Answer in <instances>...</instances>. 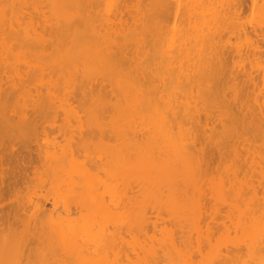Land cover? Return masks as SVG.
I'll list each match as a JSON object with an SVG mask.
<instances>
[{"label": "bare ground", "instance_id": "6f19581e", "mask_svg": "<svg viewBox=\"0 0 264 264\" xmlns=\"http://www.w3.org/2000/svg\"><path fill=\"white\" fill-rule=\"evenodd\" d=\"M164 1L0 0V67L14 73L5 77L12 76L13 92H7L9 96L14 93L10 104L22 103V110L17 108L18 119L16 116L11 121L7 115L12 105L4 98L0 117L7 124L18 120L17 127L21 126L23 134L36 135L37 142L42 141L41 133L48 137L44 133L50 129L60 133L66 143L61 145L60 136L53 137L46 147L44 140L40 142L48 149L42 153L51 196L41 197L33 208L24 209L26 216L31 214L23 235L34 237L31 244H38L32 248L34 255L29 256L28 247V256L23 254L19 261L10 257L11 262L9 255L2 253L0 264H197L192 252L202 255V264H264V196H258V190L264 193V109L260 108H264L260 96L263 93L258 88L261 92L256 90L257 96L251 99L248 92L250 100H262L257 109L244 92L246 77L241 86L236 78L232 86L229 84L230 67L225 57L228 51L220 46L223 33L235 30L231 29L236 27L233 18L238 19L235 16L245 11L247 0L188 2L193 13L187 16L189 19L186 17L190 23L185 29L182 25L178 28L175 22L171 26L166 23L164 13L169 9L163 10ZM223 1L227 2L223 4L225 9L215 5ZM251 2L252 9H256L260 0ZM188 9L191 13L189 5ZM231 24L232 31H228ZM242 31H233L232 35L240 32L245 38L249 31ZM166 33L171 35V41L164 46ZM256 47L260 49L259 45ZM256 47L254 52L250 49L254 56ZM250 77L249 82L255 80ZM34 84L40 88L36 90ZM228 85L232 87L230 97L226 93ZM254 87L252 92L257 89ZM29 102L35 114L32 118L23 110ZM38 119L49 125L38 124ZM258 140L263 144L256 145ZM210 146L235 162L259 164L258 180L253 172L254 177L243 178L239 173L242 163H234L240 167L236 166L234 175H227L232 167L223 173L228 178L219 175L215 181L210 177L213 174L207 172H211L207 152ZM237 172L242 175H238L240 180ZM229 175L235 177V182ZM247 178H254L256 186L254 180L248 183ZM208 180L216 184L209 185ZM205 182L209 193L217 194L211 195L213 202L226 200L230 206L227 211L224 203L227 213L223 214L219 205V209L213 207L217 201L212 205L218 209L212 213L226 215L230 224H224L228 221L225 217L226 221L219 218L224 229L218 228L224 231H219L215 243L209 227L201 235L204 215L207 211L212 215L211 206L206 211L203 200L208 192ZM246 196L252 197L251 204L246 201L241 205L239 202L247 200ZM163 214L181 228V236L175 235L173 226L169 230L163 228ZM206 218L213 221L210 215ZM216 220L217 226L220 223ZM194 231L198 238L193 242ZM1 241L0 246L8 249ZM223 241L232 242L228 247L235 246L225 255L221 244L227 247V242ZM242 248L247 255L241 254Z\"/></svg>", "mask_w": 264, "mask_h": 264}, {"label": "rangeland", "instance_id": "374dc122", "mask_svg": "<svg viewBox=\"0 0 264 264\" xmlns=\"http://www.w3.org/2000/svg\"><path fill=\"white\" fill-rule=\"evenodd\" d=\"M164 1V0H163ZM166 1V0H165ZM165 1H164V6H163V10L165 11V9L166 8H168L169 10V12H167V9H166V13H164V11H163V13H164V15H165V18L166 19H168L167 20V22L166 23H168L169 24V26H171L172 24H174L173 22H175L176 23V26L177 25H179V26H184V29L187 27L188 28V22L190 23V21H188V17L187 16H189V14H190V16H192V13H193V11L191 10V8H192V5L190 6V4H188V2L189 3H192L193 2V4H194V1L195 0H167L166 1V3H165ZM191 1V2H190ZM246 1V0H245ZM170 2V4L168 5L167 3H169ZM195 2H197V0L195 1ZM257 2H259V0H257ZM225 3H227V2H225ZM224 3V1L223 2H221V3H218V4H215V5H217V7L218 8H220L221 7V5L223 6V4H225ZM263 3V4H262ZM166 4L168 5V6H166ZM246 4H247V6L245 7V11H243L241 14H242V16H240L239 15V17L238 16H235V17H237L238 19H236L235 20V18H233L234 20L233 21H235V22H233L232 24H235L236 23V27L234 28V26H232V24L231 25H228V27H227V30L228 31H230L231 29L233 30V29H235V30H233L234 32L235 31H237L238 32V30L240 29V30H245V32H243L242 31V34H245L246 33V29H247V31H249L248 33H247V35L245 34V38L243 37V36H240V32H239V35L238 36H234V35H232V32L231 33H223V36H222V40H223V42H224V40H225V44H223V45H221L223 42L221 41V43H220V46L221 47H223V46H225V47H227V48H225L226 50V52L228 51V53H227V56H225L226 57V61H227V66H228V68L230 67V69H229V71H228V73H229V76H230V78H229V84L232 86L235 82H237V80L240 82H237V83H239L240 84V86H241V84H243V82L244 81H246L247 79V81L248 82H244L245 84H247L246 86H245V84H243V86H244V92L249 96L248 98H249V100H250V96L252 95V97H251V99H254V97L255 96H257V93H256V90L257 91H262V93H259L258 92V94H262V95H260L261 97H262V100H264V86H262V85H264V76H263V74L262 73H264L263 72V69H264V36L262 37V35H264V31H262L263 29H264V27H263V25H264V20H262V18L264 17V10H262V9H264V0H263V2H262V0H260V2L258 3V4H256L255 5V7H256V9L254 8V9H252V7H254V5H252L253 3L251 2V0H247V2H246ZM186 5H187V9H186ZM188 5H189V7H190V11H191V13H189V9H188ZM214 5V6H215ZM219 5H220V7H219ZM227 5V4H226ZM252 6V7H251ZM166 7V8H165ZM171 7V8H170ZM224 7V9H225V5L223 6ZM223 7H222V9H223ZM261 7H263V8H261ZM178 9V10H177ZM223 9V10H224ZM187 10H188V14H187ZM220 10V9H219ZM225 12H227V8H226V10H225ZM128 15V13L126 14V16ZM171 16V17H170ZM257 16H259V17H257ZM263 16V17H262ZM188 19H187V18ZM256 17L258 18V19H256ZM171 18V19H170ZM261 20H260V19ZM170 19V20H169ZM257 20H258V22H259V25L257 24L256 25V23H257ZM186 21V22H185ZM263 21V23L262 24H260L261 22ZM187 24V25H186ZM186 25V26H185ZM179 26H177L178 28H179ZM231 26H232V28H231ZM256 26H260V27H256ZM256 27V29H254ZM229 28V29H228ZM231 28V29H230ZM237 28H239V29H237ZM243 28V29H242ZM254 30H256V34L254 33ZM252 31H253V33L255 34V35H253L252 34ZM258 31H259V33H258ZM233 32V34H235ZM236 32V33H237ZM252 35H251V34ZM261 34V36H259V38L258 37H256L257 35H260ZM249 35V36H248ZM240 36V37H239ZM247 36H248V38H247ZM165 38L163 39V43H164V46H167V43H169L170 41H171V35H169L168 33H166L165 34V36H164ZM224 38V39H223ZM250 38V39H249ZM251 38H252V40L254 39V41L256 40V41H258V42H254L253 41V43H257V44H253V43H251ZM259 40H258V39ZM245 39H247V40H245ZM251 40V41H250ZM229 41L230 42V44H228L227 42ZM247 41H248V43H247ZM250 41V42H249ZM260 41H263V42H260ZM260 42V43H259ZM250 43H251V45H252V47L250 46ZM226 44H228V46H226ZM232 44V45H231ZM242 44V45H241ZM245 44V45H244ZM244 45V46H243ZM257 45H259L260 46V49H259V47H256ZM232 46V47H231ZM238 46H239V48H238ZM243 47V48H241L240 49V47ZM249 47V48H246V47ZM230 47H231V49H230ZM255 47H256V49L258 48V51L259 50H261L262 49V52L261 51H257L256 50V53H255V56H257L256 54H258V53H260V55L258 54V56L255 58V56H254V51H253V49L255 50ZM238 49V53L236 52L237 51V49ZM228 49V50H227ZM240 49V50H239ZM253 51H251V50ZM0 50H1V48H0ZM231 50V51H230ZM242 50V51H241ZM245 50H247L246 51V53H245V56H243V58H242V56H241V54L242 55H244L243 53L245 52ZM250 52H249V51ZM235 53H234V52ZM239 51H241V54H240V52ZM244 51V52H243ZM233 52V53H232ZM249 52V53H248ZM262 53V54H261ZM232 54V55H231ZM234 54V55H233ZM236 55V56H235ZM249 55H251V56H249ZM252 55H253V57H252ZM262 55V56H261ZM239 56H241L240 58H239ZM249 56V57H248ZM234 57V58H233ZM247 57H248V59L250 58L251 59V61L253 62H255L256 63V61H257V63H256V66L257 67H255L254 66V62L252 63L251 61H250V59L248 60L247 59ZM252 57V58H251ZM233 58V59H232ZM254 58H255V60H254ZM242 59V60H241ZM244 59V60H243ZM253 59V60H252ZM229 60H231V61H229ZM240 60V61H239ZM245 60H248V61H245ZM234 61H235V63L237 62V64H234ZM238 61L240 62V63H238ZM242 61V62H241ZM252 63V68L250 67L251 65V63ZM229 62V63H228ZM245 62H246V64H245ZM250 64H249V63ZM261 62V63H260ZM248 63V64H247ZM229 64V65H228ZM259 64V65H258ZM241 65V66H240ZM244 65H246L245 67H244ZM238 66H240V68H238ZM249 66V67H248ZM256 69H255V68ZM227 68V69H228ZM243 68H245V69H243ZM238 69V70H237ZM240 69V70H239ZM252 69V70H251ZM259 69V70H258ZM23 70V69H22ZM243 70V71H242ZM261 70H262V72H261ZM7 71H9V70H3V68L2 67H0V104L1 105H4L5 103V101H6V98L7 99H9L11 96H9L8 94H7V92L9 91L10 93H12L13 92V90L11 89L12 88V85L11 84H13L11 81H10V79L12 78V76H10V79H7V78H9V77H7V78H5L7 75L6 74H8V76L11 74V73H8ZM164 71V70H163ZM166 71V70H165ZM240 71V72H239ZM246 71H248L249 72V76H248V72H246ZM256 71V72H255ZM167 72V71H166ZM235 72V73H234ZM246 74H245V73ZM251 72V73H250ZM259 72V73H258ZM241 74V77H240V75L238 76V74ZM244 73V74H243ZM252 73H253V75H255V76H253L252 75ZM257 73V74H256ZM232 76H231V75ZM243 74V75H242ZM11 75H13L14 76V73L13 74H11ZM247 75V76H246ZM251 76V77H250ZM262 76H263V78H262ZM240 77V78H239ZM246 77V80H244L243 78H245ZM248 77V78H247ZM249 77L250 78H252L253 79V77L255 78V80L254 81H256V82H254L253 80L252 81H250L249 82ZM233 78V79H232ZM234 78H236L235 79V82L233 83V81H234ZM242 78V79H241ZM233 80V81H232ZM244 80V81H243ZM261 80H263V82L261 83ZM232 82V83H231ZM250 85H249V84ZM257 84H259L260 86H258ZM26 85H28V86H30V87H32V88H34V86H33V84H29V83H27ZM34 85H36L35 86V89L37 90V89H39L40 87H39V84L37 85V84H34ZM230 85H228L227 87H226V93H228V95L227 96H231L232 95V87L230 86ZM252 85H257V89H255L253 92H252V88L254 87V86H252ZM249 86V87H248ZM252 86V87H251ZM37 87V88H36ZM254 87V88H255ZM9 88V90H6V89H8ZM231 88V89H230ZM250 88V89H249ZM258 88L260 89V90H258ZM262 88V89H261ZM6 90V91H5ZM24 90H27V89H24ZM247 90V91H246ZM40 91V90H39ZM260 91V92H261ZM41 92V91H40ZM248 92H251V95H249L250 93H248ZM2 93V94H1ZM6 93V95L7 96H9V97H5V95L4 94ZM245 93H243V94H245ZM253 93H255L256 95H254ZM229 94H231V95H229ZM2 96H4V97H2ZM254 96V97H253ZM259 96V95H258ZM260 97V98H261ZM5 98V99H4ZM258 99H260L259 97H257ZM3 99L5 100V101H3ZM257 99V100H258ZM261 100V99H260ZM262 100H261V102H259V100L258 101H256L257 102V104L258 105H256L255 103L256 102H254V100L252 101V100H250V103L252 102V103H254L253 104V106L255 107V108H259L260 107V103H263L262 102ZM8 102H6V103H8V104H10V103H12V101H11V99H9V100H7ZM15 106H14V105ZM13 104H10V106L12 107V108H15L14 110L12 109V108H9L8 109V117H10L9 119H11V121H12V118H15L16 116H17V112H19V111H21L22 110V108H20L19 106H21L22 105V103H20V104H15V102H13ZM264 104V103H263ZM28 105H30L29 107H27V109H25L26 108V106H28ZM28 105H26L25 106V108L23 109V110H25L26 112V115L27 116H32L33 114H34V110H33V106H32V104H31V102H29L28 103ZM256 105V106H255ZM17 106V107H16ZM32 106V107H31ZM258 106V107H257ZM261 106H263V105H261ZM24 107V106H23ZM20 109L19 111H18V109ZM261 109H264L263 107H260ZM10 110V111H9ZM35 115V114H34ZM33 115V116H34ZM32 116V117H33ZM32 117H30V118H32ZM16 119H18V116L16 117ZM16 119H14V121H15V123H17V124H15V123H10L11 121H8V124H10L9 126H7L8 124H7V121L6 122H4V119L2 120V117H0V237H1V243H3L4 242V244H5V246H7L8 247V249L7 248H5V247H3V246H0V256H1V254L3 253V255L4 256H7V255H9V261H11L12 262V259H18V261H19V259H20V257H24V255H26L27 254V252H28V247H29V252H31L32 251V253H29L28 252V254H29V256H32V254L34 255V250H32V248L34 247V246H37V245H35V243H34V245H33V243L31 244V238L32 237H29V236H24L23 234H24V232L23 231H25V226H24V224L27 226V223H29V219L30 218H28V216H30L29 214H31V213H28V215L26 216V212L24 211V209H26V208H28V206H32V205H34V203H39L42 199H43V197L45 198H49V197H47V196H51V191L49 190V180H50V177H49V172H48V169H47V167H46V165H45V159H44V153H42V152H44V150L43 149H47V148H44V147H46V145H49L50 143H52V139L54 140V138L53 137H59V140L58 141H63V138H62V140H61V135H59L60 133H58V132H56V134L53 132V131H51L50 129V131L48 130V132L46 131V133H44V134H46V135H49L48 137L46 136V138H45V135H44V137L42 136L43 134L41 133V139H40V137L38 136V138L40 139V140H44L43 141V146H41V143H42V141H40V142H37V140H36V135H34V136H31V135H33L30 131L28 132V134L29 133H31V135L29 136V135H27V136H25L26 134L25 133H27V132H25L24 134H23V132L21 131V129H20V127L18 126L17 127V125H18V120H16ZM39 120V119H38ZM37 120V121H38ZM41 123H40V122ZM38 121V124H43L44 122L43 121H41V120H39ZM12 125V126H11ZM44 125L45 126H48L49 124L48 123H44ZM215 125H218V124H216L215 123ZM11 126V127H10ZM213 126V125H212ZM211 126V127H212ZM210 127V128H211ZM218 127V126H217ZM28 131V130H27ZM208 131V130H207ZM208 134H210V131L209 132H207ZM55 134V135H54ZM35 138V140H34V138ZM42 137L44 138V139H42ZM48 138V139H47ZM51 142H50V141ZM35 141V142H34ZM39 141V140H38ZM49 141V142H48ZM37 142V143H36ZM258 143H256V145H258V146H260V145H262L263 144V142L260 140H258L257 141ZM260 142V143H259ZM66 144L65 142H62V144L61 145H64V144ZM251 143L253 144V139H252V141H251ZM262 143V144H261ZM245 145L246 146H248L246 143H245ZM41 147V149H39ZM211 147V146H210ZM210 147H208L207 148V152L209 151L210 153H208L209 155L208 156H210V163H209V165H210V167H209V169L211 170V172L208 170L207 172H208V174L209 173H212L213 174V176L211 175H209L211 178H214L215 179V181H216V178L217 177H219V175H222L220 178H222L223 179V176L225 175V173L228 171V172H230L231 171V169H232V167H233V170H232V172L231 173H227V175L228 174H233V171L235 170V171H237L236 170V166H238V165H236L237 163H242L241 165H239V166H241V168L239 169V173H240V171L242 172L241 174L244 176L243 178H245V176L247 177V176H249V175H251L252 177H254V175L256 176L257 174H259V164H254V166H252L253 164H250V163H243L242 161H239V162H235V160L233 159V158H231V156H223L222 154H220L219 152H217V151H215V148H210ZM241 147H243V145L241 146ZM244 148H245V146H244ZM244 148H242V149H240V150H242V152H245V150H247L248 151V149H250V147H248V149H247V147H246V149L245 150H243ZM209 149V150H208ZM212 149H213V151H212ZM41 150V151H40ZM51 152H52V148L50 147V149H49ZM251 150V149H250ZM47 151H48V149H47ZM49 151V152H50ZM215 151V152H214ZM264 150H262L261 151V154L263 155L264 154V152H263ZM220 154L219 156L217 155V154ZM211 154V155H210ZM243 154L246 156V154L245 153H242V156H243ZM247 155H249V154H247ZM211 156H212V158H211ZM264 156V155H263ZM222 158V161H221V159L220 158ZM228 157V158H227ZM209 158V157H208ZM225 158H227V160L228 161H226V159ZM229 158H231V160L229 159ZM215 160V161H214ZM219 160V161H218ZM216 161H218L219 163H218V166H216L215 164L217 163ZM232 161V162H231ZM211 162H213V164L211 163ZM225 162H226V164L228 165V164H230V166L228 165V168H227V165L225 164ZM228 162V163H227ZM221 163V164H220ZM223 163V164H222ZM234 163H236V164H234ZM255 163H258L257 161H255ZM232 164V165H231ZM249 164L251 165L250 167H249ZM233 165H235V166H233ZM246 165V166H245ZM256 165V166H255ZM213 166V167H212ZM214 166L216 167V168H214ZM212 167V168H211ZM230 167V168H229ZM244 167V168H243ZM204 168V167H203ZM206 168V167H205ZM204 168V169H205ZM247 168V169H246ZM254 168L256 169V170H258V171H256V170H254ZM258 168V169H257ZM255 171V172H254ZM48 172V173H47ZM244 172L246 173L245 175H244ZM250 172V173H249ZM252 172H253V174H252ZM223 173H224V175H223ZM238 173V172H237ZM237 174V179L240 177V175L241 174ZM202 174H205V173H202ZM227 175H226V177H227ZM234 175V174H233ZM233 175H229V178L230 177H232ZM238 175H239V177H238ZM241 175V176H242ZM209 176H207V177H209ZM258 176L259 175H257L256 177V180H258ZM209 177V178H210ZM225 177V176H224ZM225 177V178H226ZM251 177V178H252ZM228 178V177H227ZM240 178H242V177H240ZM250 178V177H249ZM249 178H247V179H249ZM260 178V177H259ZM208 179V178H207ZM231 179V178H230ZM235 180V177L233 178L232 177V180ZM211 180V179H210ZM210 180H208L209 182H210ZM220 180V179H219ZM218 179H217V183H218V181H219ZM231 180V181H232ZM233 180V181H234ZM238 180H240V179H238ZM242 180V182H244L243 180H245V179H241ZM250 180H252V183H254L253 182V180H254V178L253 179H249V181H248V183L250 182ZM261 180V179H260ZM260 180H259V182H260ZM205 181H206V179H205ZM215 181L214 180H212L211 182H210V184L209 185H211V183H215ZM224 181H225V179H224ZM227 181H229V180H226V183H225V185L227 184H229V182L227 183ZM232 181V182H233ZM237 181V180H236ZM255 181V180H254ZM262 181V180H261ZM208 182V183H209ZM235 182V181H234ZM245 182H246V180H245ZM258 182V181H257ZM206 183L207 182H205L204 183V185L206 186ZM251 183V184H252ZM264 183V182H263ZM9 184H10V186H9ZM216 184V183H215ZM219 184H221V181L219 182ZM255 186H256V181H255ZM218 185V184H217ZM239 185V184H238ZM259 184L257 183V186H258ZM261 185H262V182H261ZM260 185V186H261ZM8 186V187H7ZM216 186V185H215ZM214 186V184L212 185V188L213 187H215ZM235 186H237V185H235ZM263 186H264V184H263ZM10 187V188H9ZM206 187H207V189H206ZM205 187V189L208 191V184H207V186ZM217 187H219V186H217ZM262 188V187H261ZM11 189V190H10ZM215 189H216V187H215ZM214 188H213V190L212 191H214L215 190ZM259 189V188H258ZM263 189H264V187H263ZM48 190V191H47ZM205 191V190H204ZM262 191V190H261ZM2 192V193H1ZM49 194V195H47V193ZM205 193H207L206 195H205V199H203V197H202V199L204 200V202H205V200H206V204H205V208H206V211L210 208V206H211V208H212V205H213V203L215 202L216 203V201L214 200V202L212 201L213 200V197H211V195H212V193L210 192L209 193V191L208 192H205ZM259 193H262L261 194V196H262V198H263V192H260V190H258V196L260 195ZM215 194V195H214ZM3 195V196H2ZM46 195V196H45ZM213 195L215 196V197H217L216 195V193L214 192L213 193ZM212 195V196H213ZM257 195V194H256ZM207 196V197H206ZM208 196H210V197H208ZM227 196V195H226ZM249 196V195H248ZM250 196H252V195H250ZM41 197H42V199H41ZM231 197V196H230ZM260 197V196H259ZM259 197H257L258 198V200H259ZM219 198V197H218ZM217 198V199H218ZM228 198H229V196H228ZM228 198H226L227 200H228ZM232 199L234 198V197H231ZM230 198V199H231ZM246 198H247V200L246 199H244L245 201L243 202V201H241V202H239L241 205H243L244 203H247L246 201H249V199L251 198L252 199V197H247L246 196ZM253 198H255V201H253V202H255L256 203V197H253ZM201 199V200H202ZM215 199V198H214ZM231 199V200H232ZM220 200V199H219ZM222 200V199H221ZM224 200H225V198H224ZM223 200V201H224ZM231 200H230V202H231ZM234 200V199H233ZM232 200V201H233ZM253 200V199H252ZM222 201V202H223ZM260 201H261V198H260ZM225 202L227 203V201L225 200ZM225 202H223V203H221L220 201H217V203L216 204H214L213 205V207H215L216 206V208H218L217 207V205H219V208L220 209H222L221 210V213H225L226 212V207H227V211H228V209L230 208V206L228 205V203H227V205L228 206H226V204L224 205V203ZM250 202V204H251V200L249 201ZM248 202V203H249ZM258 202L259 201H257V203L256 204H258ZM210 203H212L211 205H210ZM219 203V204H218ZM233 203V202H232ZM35 204V205H36ZM222 204H223V206H222ZM256 204H253V205H256ZM231 205V204H230ZM222 208H221V207ZM226 206V207H225ZM34 206H32V208H33ZM207 207H209V208H207ZM229 207V208H228ZM31 208V209H32ZM210 208V209H211ZM218 208V209H219ZM224 208V209H223ZM218 209H214V208H212V211H211V213L212 212H215L214 210H218ZM220 211V210H219ZM209 212V214H207ZM207 213L205 214L206 216H209L210 215V217L212 218L213 217V221L209 218H206V216L204 215V217H203V219H204V224H203V222H202V224H201V228H202V230H201V232L203 231V233L201 234L202 236H204L205 234H204V232H206L205 230L209 227L210 228V230L211 231H213V235L215 236L214 237V243L216 242V240H217V238L220 236V232H221V234H222V232L224 231H222V229H224L223 228V224L222 223H220V222H222V219L220 220V222H219V218H221L222 216L221 215H219V212H218V215L219 216H217L215 213H212V215L210 214V211H207ZM227 213V212H226ZM213 214H215V215H213ZM222 214V215H223ZM165 216L166 215H164L163 214V217L165 218ZM225 218H226V215H223ZM224 217H222L223 219H224ZM164 218H163V222H166L165 224L163 223V228H168L167 230H169V229H171V227H172V231L173 232H175L174 234L176 235V236H181L182 234H180V233H182L180 230H181V228L179 227V226H177L175 223H172L171 224V221H170V219H169V217L168 216H166V220L167 219H169V220H167L168 222H170V224H168V222L165 220L164 221ZM208 220H206V219ZM217 220H216V219ZM227 219V218H226ZM215 220L216 221H218L220 224L218 225L217 224V226L215 225L216 223H215ZM225 220V219H224ZM228 221H226V223H224V221H223V223L224 224H229V219H227ZM205 221H207V223L205 222ZM208 224V226H206ZM209 224H210V226H209ZM174 225H176V226H174ZM167 226V227H166ZM205 226V227H204ZM215 228H214V227ZM229 226H230V224H229ZM207 227V228H206ZM211 227H212V229H211ZM221 228L222 227V229H221V231H220V229L219 228ZM27 228V227H26ZM175 228H177V230L178 231H176V229ZM179 228H180V230H179ZM204 228H205V230H204ZM218 228V229H217ZM215 230V231H214ZM217 231V232H216ZM220 231V232H219ZM219 232V233H218ZM178 233V234H177ZM195 234V231H194V233L193 232H191V239L193 240V242H194V240L196 241V239L198 238V234L196 233V235L197 236H195L194 235ZM224 234V233H223ZM3 235H5V236H3ZM8 235V236H7ZM200 235V236H201ZM216 235H218V236H216ZM234 235V234H233ZM6 236L8 237V238H6ZM10 236V237H9ZM192 237H194V238H192ZM195 237H197L196 239H195ZM211 237L213 238V236H212V233H211ZM6 238V239H5ZM34 238V237H33ZM33 238H32V242H33ZM216 238V239H215ZM7 239H8V242H7V244L5 243L6 241H7ZM36 239V238H35ZM37 240V239H36ZM34 242H37V241H35L34 240ZM223 242H227V241H223ZM222 242V243H223ZM230 241H228L225 245H227V247H225L223 244H221L222 246H218L217 244H219V243H217L216 245L218 246V247H222L221 249H223V250H225L224 252H222V253H224V255L225 254H227V252H229V250L231 249L230 247H232V249L235 247L234 245H231V246H229L228 247V245H230V243L232 244V242H230ZM9 243V244H8ZM12 243V244H11ZM229 243V244H228ZM31 244V245H30ZM233 244H234V242H233ZM2 245V244H1ZM12 245V246H11ZM220 245V244H219ZM30 246H31V249H30ZM2 248H4V252H3V249ZM225 248H227V251H226V249ZM244 248H242V250H241V254L242 255H247V251L244 249ZM207 251H208V247H207V249H206ZM206 250H204V252H203V254H204V257H205V255H206ZM2 251V252H1ZM231 251V250H230ZM246 251V252H245ZM131 252H132V250H131ZM193 254H195L194 256H192V258L195 260V262L197 263V264H202L203 262H204V258L202 257L201 258V256L197 253L196 254V252H192ZM6 254V255H5ZM24 254V255H23ZM28 254H27V256H28ZM132 256H134V254H132ZM197 256V257H196ZM199 256V257H198ZM12 259H11V258ZM26 257V256H25ZM197 258H198V260H197ZM206 258V257H205ZM245 258H247L246 256H245ZM14 261V262H18V261ZM203 260V261H202ZM248 260V259H247ZM202 261V262H201ZM199 262V263H198Z\"/></svg>", "mask_w": 264, "mask_h": 264}]
</instances>
